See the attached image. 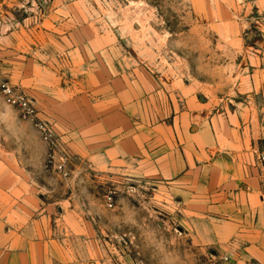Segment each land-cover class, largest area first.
Masks as SVG:
<instances>
[{
  "label": "rangeland",
  "instance_id": "obj_1",
  "mask_svg": "<svg viewBox=\"0 0 264 264\" xmlns=\"http://www.w3.org/2000/svg\"><path fill=\"white\" fill-rule=\"evenodd\" d=\"M0 58L36 108L0 92V264H262L152 171L180 134L248 126L264 152V0H0ZM38 63L55 87L22 85Z\"/></svg>",
  "mask_w": 264,
  "mask_h": 264
},
{
  "label": "crops",
  "instance_id": "obj_2",
  "mask_svg": "<svg viewBox=\"0 0 264 264\" xmlns=\"http://www.w3.org/2000/svg\"><path fill=\"white\" fill-rule=\"evenodd\" d=\"M36 46L39 48L38 43ZM26 47L30 49L31 44ZM72 49H68L69 55L77 52ZM26 70L28 68L24 69L21 82L27 88L44 90L57 85L56 75L42 64L38 63L32 72L24 75ZM190 103L193 110L198 108L194 100ZM179 137L180 144L170 143L171 150L166 149L164 158L155 156V165L163 161L164 171L156 167L152 173L177 183L176 190L187 207L196 205L194 212L203 213L204 217L211 212L220 214L219 219L227 225L226 236L231 238L235 234L239 242L253 246L257 251L255 259L264 264V198L253 156L256 139L250 128L240 126L222 135L205 131L192 134L190 138L182 134ZM178 145L181 146L179 157L174 156ZM116 150L117 156L129 153L124 141L119 142ZM130 154L135 153L125 155ZM100 157H104L103 163L109 162L106 153H101ZM61 255L58 264H101L93 261L90 254Z\"/></svg>",
  "mask_w": 264,
  "mask_h": 264
},
{
  "label": "built area",
  "instance_id": "obj_3",
  "mask_svg": "<svg viewBox=\"0 0 264 264\" xmlns=\"http://www.w3.org/2000/svg\"><path fill=\"white\" fill-rule=\"evenodd\" d=\"M0 92L7 102L13 106L18 107L23 115L28 118H34L36 115V108L33 101L25 93L21 92L16 88L10 80L7 78L3 71V62L0 58ZM39 130L43 136V141L50 147L53 151L51 156L52 160L56 158L60 159L59 168L64 166V158L61 155H57V150L59 148V143L55 137L53 131L45 123L39 124ZM60 156V157H59ZM257 162L255 167L259 170L258 177H260V186L262 191V198H264V152H259L256 156ZM111 200V198H109ZM111 204V202H109ZM111 206V205H109Z\"/></svg>",
  "mask_w": 264,
  "mask_h": 264
}]
</instances>
